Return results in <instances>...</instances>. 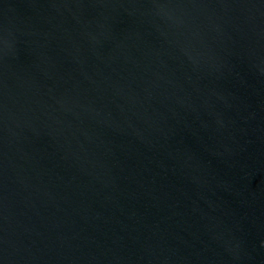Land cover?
I'll list each match as a JSON object with an SVG mask.
<instances>
[{
    "label": "water",
    "instance_id": "1",
    "mask_svg": "<svg viewBox=\"0 0 264 264\" xmlns=\"http://www.w3.org/2000/svg\"><path fill=\"white\" fill-rule=\"evenodd\" d=\"M0 264H264V0H0Z\"/></svg>",
    "mask_w": 264,
    "mask_h": 264
}]
</instances>
